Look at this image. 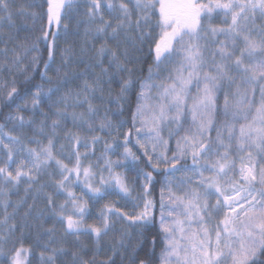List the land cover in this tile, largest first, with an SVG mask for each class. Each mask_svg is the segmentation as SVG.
I'll return each instance as SVG.
<instances>
[{"label": "snow or ice", "instance_id": "obj_1", "mask_svg": "<svg viewBox=\"0 0 264 264\" xmlns=\"http://www.w3.org/2000/svg\"><path fill=\"white\" fill-rule=\"evenodd\" d=\"M90 4L86 15L89 20L99 19L101 24L96 28V35L100 37L103 42L98 48L95 49L94 63L87 64L86 67L79 73L72 72L71 78L68 73L65 72L62 80L58 79L53 87L43 89L41 85H34L35 91L33 92V99L31 100V108L39 109L41 99H46L50 102V106L56 104H64L63 109L54 107V113L57 117L68 118L71 116L73 122L77 119L84 123H88L85 119L84 113H68L67 108L69 106L68 101L70 97L64 95L59 97L58 100L53 101L52 97L61 91L60 85H67L73 80L78 79L82 75H87L91 72L94 76V82L89 83L84 81L83 88L87 93L93 95L98 94L100 100L104 99V88L108 85L109 88L115 80L120 85V94L115 97L117 103L121 99L126 98V94L131 90L134 83L131 73L134 71L128 67L134 57L130 54L129 48L133 51H139L141 44L145 38H151L150 31H142V28L147 25L149 16L144 14L149 9L156 10L158 5V15L160 20L158 25L161 28L158 39L153 40L154 48H150V51H154V60L159 66L165 60L170 59L174 54H183L184 59L187 61V65L190 68L195 69L202 61L203 54L200 50L199 44H184V37H199L200 33L204 31L205 25L202 22L204 19H210L214 10L224 12L226 16H231V22L227 27H213L211 24L207 26V32H210L213 37L224 36L225 40L219 41V47L213 54L219 56V62L214 63L215 75L205 74L203 79L205 81L201 95L198 98H194V102L190 109L192 114L193 123L196 124V134L192 136H184L180 140H177V152L173 157L169 158L164 152L159 154V160H163L170 164L169 168L164 169L165 172L179 171L176 167L180 163L181 159H184L186 155H190L192 159V166L196 173L200 176V180L197 182L200 187L204 189L203 193L196 190L191 192L189 199H183L175 197L169 189L170 202L176 204L179 201V206L185 209V216L189 222L193 218V214L200 222H203L204 215H210L211 210H220L226 208L223 226L224 234L227 237L225 248L227 249V257L232 260V264H264V187L257 189L255 185L258 183L264 186V166L258 168L261 162H264V84L261 85L260 95L261 101L259 107H256V115L253 117V123L247 126H241L239 128V135H234L235 125L225 124L224 129L216 128V140L213 142L210 139V132L213 130V120L211 113L215 111L216 105V91L220 88L221 82L226 81L229 84H236V77L232 75L233 72L240 74V83L247 84L249 86L255 85L258 81L264 82V60L259 63L255 62V56L257 53L264 55V26L256 25L257 16L261 20H264V0H216L215 3L209 5L198 3L197 0H129L128 3L124 0H120L119 4H113L112 0H107L106 8L110 13H115L118 10V18L115 23L111 20L104 18L101 11V0H86ZM47 27L43 30V34L37 37L38 40H47L49 37V30L52 27L57 29L63 27L67 29L68 25L62 23V17L66 15L64 10L71 8L74 0H47ZM131 4V7H130ZM0 10L6 14L7 18H11V12L9 11V4L5 0H0ZM133 10L138 13L133 18ZM35 16L36 14L33 13ZM4 16H0V19H4ZM251 25V26H250ZM135 33V35H133ZM53 41L58 33H51ZM111 39L115 47L108 43ZM174 43L180 45L179 48H174ZM243 47H240V44ZM123 46V47H122ZM32 49H36V44L31 45ZM28 49L26 48L25 51ZM5 53L7 49L3 50ZM239 52V55H237ZM38 58H33V63H37ZM48 60L54 62L53 46L49 45ZM19 61V56L16 57V61ZM107 61V63H105ZM249 61V62H246ZM67 68V64L64 65ZM99 69L96 72L95 69ZM50 70L48 63L44 64V72L41 74L49 83H53L52 78L47 75ZM127 72L129 76L127 79L120 76V73ZM152 68H149L151 74ZM193 73L189 72L188 78H184L183 75H177L175 82L170 85H159L162 88V92L157 94L156 99L159 103L156 106V111L159 115L154 116L155 124L154 139L157 143L152 144L151 150L156 151L157 144H162L166 149L167 141L163 140L160 136L159 122L161 120H167L168 112L174 110L175 114L171 117V121L177 125L176 132L180 129V119L184 115L185 101L187 97V89L191 84ZM200 80L197 79V86H199ZM150 85L141 83V88L146 89ZM253 95L255 89H251ZM17 90L13 88L9 93V98ZM75 102L77 104L86 103L88 105V112L90 115H94L97 109L92 105L88 95H84L83 99H80V93L75 92ZM140 99H145V93L142 91L139 94ZM165 98L168 99L167 103H164ZM29 105L26 103L23 107L27 108ZM146 105H137L135 115H142V109ZM252 108V105H249ZM225 115H228V101L225 96L224 105ZM40 115L45 119L40 121V132L43 133V125L47 120L49 114L40 109ZM233 119H247L246 115L241 116L236 112L232 113ZM9 120H15L18 122L19 128L23 129L25 126H30L34 123V120L29 118L25 120L23 116L17 115L15 117H9ZM254 124L262 125V127H254ZM53 134L55 129L60 126V120L54 119L51 122ZM110 118L108 123L101 122L99 125L102 131L110 129ZM2 127V126H0ZM91 128V124H89ZM223 131H227V143L223 138ZM170 135L172 133L170 132ZM8 138L13 144H20L21 138L19 136L9 135ZM74 140L76 145L83 143L85 147H88V141L77 135L70 137ZM99 137H93L92 141L95 142ZM235 140V149H233L232 141ZM39 143V141H36ZM125 144L128 142L127 135H125ZM137 143H140L137 141ZM0 145L7 150V163L11 164L13 160L14 150L11 145L4 144L3 138H0ZM141 148H144V144L140 143ZM221 148L225 149L223 152L219 151ZM256 150V157L253 156L252 151ZM107 149L114 150L112 145H108ZM106 149V150H107ZM232 150L237 152H246L245 156H240V165L237 168L235 159L232 156ZM24 152L29 157L28 161L21 160L20 164L15 170V174L8 169L7 166L0 167V179L12 184H19L22 179H27L30 184H39V174L47 169L51 164H55L60 170L61 179L55 181V189L57 193H66L68 199L59 205L60 211H56V205L54 204L51 194L47 195L48 207L58 220L65 224L64 234L65 236L74 237V243L78 244L81 249H85L87 246L80 239L81 235H91L94 237L95 244L99 250V244L103 237L108 236L110 232L116 226L117 221L112 220L111 216H115L119 221H122L127 225H136L139 227L140 240L132 249V260H136L135 252L137 249H142L147 242L153 247L156 243V238L147 237L144 234V229L153 223L152 208L154 203L151 199H148V188L153 183L154 177L151 172H143L144 175V202L143 209L129 214L115 207V204H105L100 210L101 222L97 224H85L84 216L88 213V202L84 195L76 196L74 192L70 190L66 184H71V177L75 176L79 179L81 172L84 176V186L87 188L89 194L93 197L106 195V189L109 186V181L100 178L101 187H93L91 178L95 175L91 172L90 168H81L80 157L81 153L78 148H74L73 154L75 155V165L69 167L63 161L59 160L53 154V140L50 138L48 144L42 146L37 150L36 148L16 149V154ZM144 155L147 156V160L150 162L154 171H160V164L157 161H153L152 156L148 155V149L145 148ZM125 159L130 160L133 164L137 163L139 158L131 151L130 148L125 147L124 150ZM211 157H216L211 159ZM106 163L111 166L115 161L106 160ZM27 169V170H24ZM213 173L208 177L203 175L204 171ZM230 173H237L239 179H235L230 176ZM115 184L121 193L128 195L129 189L120 176L114 177ZM191 179V178H186ZM167 182V177H165ZM44 185H41L40 189H36L37 192L43 189ZM215 196V205H209L208 197ZM71 207V211L74 214H65V210ZM161 228L165 234L166 244L169 251L162 255V264H168L169 259L172 256L179 257L180 244L176 239V232L179 231L181 239H184V221L179 218H173L171 224L165 223L164 208V191L161 189ZM27 215V214H26ZM172 216V213H169ZM240 219V228L237 229L234 221ZM47 232H53V229H48ZM122 236L117 241V245L112 248V256L120 254V249L127 247L125 237L130 238V234L126 229H122ZM203 235L209 236L208 230L203 229ZM215 247L216 252L213 253L209 250L211 240L198 239L195 244H192L193 258L189 261V264H220L221 257L225 256V251L220 248L221 232H216ZM233 237L235 239H233ZM191 240V237L188 238ZM26 249H15L11 258L10 264H24L22 255L26 252ZM71 252L70 249L51 248L50 253L46 259L48 264H56L57 254L66 255ZM0 254L2 250H0ZM198 254L199 260L196 261V255ZM73 257L72 264H88L87 261H83L78 252H71ZM41 258H45V254L41 253ZM187 259V257H185ZM95 264V261H93ZM102 264H115L112 257H109L107 262ZM138 264H151L150 260L140 259Z\"/></svg>", "mask_w": 264, "mask_h": 264}, {"label": "trees", "instance_id": "obj_2", "mask_svg": "<svg viewBox=\"0 0 264 264\" xmlns=\"http://www.w3.org/2000/svg\"><path fill=\"white\" fill-rule=\"evenodd\" d=\"M115 4H119L120 0H113ZM128 3L129 0H124ZM9 11L11 18L8 19L3 10H0V138H3L4 144L13 143L8 136H19L21 138L20 144H15L14 147L36 148L48 144V140H53V154L69 167L75 165L76 159L73 154L74 148H78L74 140L70 137L77 135L84 139H92L93 137H103L109 130L102 131L99 127L101 122L108 123L110 118V129L124 124L127 127L128 144L127 148L139 158L138 162L133 164L130 160L124 159L122 151H112L109 156L110 159L116 160L119 167L117 171L122 173L126 179L127 186L132 195L144 197V175L143 172H151L154 180L149 186L148 197L154 203V215L152 225L144 229V234L147 237H155V246L145 243L142 249H137L135 252L136 260H132V249L140 240L139 227L136 225H127L118 218L115 228L108 236L103 237L99 244V250L95 244L94 237L91 235L82 234L80 239L87 246L81 249L78 244L74 243V237L65 236V224L53 215L51 209L48 207L47 195L51 194L56 211L59 212V205L68 199L66 193H57L55 189V181L60 180V170L53 163L47 169L39 174L40 183L30 184L27 179H22L19 184H12L0 179V264H10L11 258L15 249L23 248L29 251V260L27 264H48L46 259L50 253L51 248L70 249L71 252H78L83 261L88 264H102L107 262L109 257L115 261V264H138L140 259L150 260L151 264H162L161 255L166 250V243L164 240V233L159 223V211L161 204V189L165 184L164 177L166 172L164 170L154 171L144 151L137 143L136 131V113L137 105L142 103L143 99L139 98V94L145 89L141 88V83L150 85L149 88H157L160 90L157 93H152L148 101H158L157 94L162 92L159 85H170L175 82L179 70L186 72L194 71L191 84L188 86V93L184 115L180 119V131L176 132L177 125L171 121V117L175 114L174 110L168 112L169 119L163 120L161 129L164 132H169L166 135L169 138L168 147L174 148L173 145L177 144L184 136H192L196 134V124L193 123L191 107L194 98L201 95V90L205 83L204 75H215L214 63L219 62V56L213 54L220 46L219 41L225 40L224 36L213 37L210 32H207V26L211 24L213 27H227L230 23L227 19L219 14L211 15L210 19L203 18L205 25L199 37H192L188 44H199L200 50L203 54L202 61L195 69L188 67L184 55L174 54L169 59V64L157 66L154 60L153 40L158 39L161 28L158 25L160 17L158 15V5L156 10L149 9L147 13L149 20L142 31H150L151 38L146 37L141 44L139 51H133L129 48L130 54L134 57L128 62V67L134 71L131 73L134 81L132 88L127 92L126 98L121 99L119 103L116 102L115 97L120 94V85L115 80L110 88L105 85L104 99L100 100L98 94L93 95L87 93L83 84L87 80L89 83L94 82V76L91 72L87 75H82L78 79L73 80L67 85H60L61 91L57 92L52 100L56 101L59 97L68 95V113H84L85 119L88 123H84L77 119L73 122L71 116L68 118L57 117L54 113V107L63 109L64 104H56L50 106V102L46 99H41L40 108L32 109L31 105L27 108L23 107L22 101L25 97L33 94L35 91L34 85H41L43 89L53 87L54 83L64 78L65 72L68 73L69 78L72 72H81L87 64L94 63L95 49L100 46L103 40L96 35V28L100 26L99 19L89 20L86 15L90 4L86 0H76L75 7L62 17L66 19L67 29L61 27L59 29L52 27L49 30V37L47 40H38L37 37L42 36L43 30L47 27V0H9ZM131 7V4H130ZM33 13L36 15L34 16ZM138 13L133 10V18L135 19ZM223 20V21H222ZM210 21V22H209ZM225 21V22H224ZM261 21V22H260ZM256 20V25L264 26L260 19ZM115 23V22H113ZM51 33H58L53 41ZM135 35V33H133ZM36 44V49H32L31 45ZM108 43L115 47L114 42L109 39ZM53 46L54 62L48 60L49 45ZM123 47V46H122ZM243 47V44H240ZM28 49L25 51V49ZM176 48V44L174 45ZM7 49L5 53L3 50ZM239 55V52H237ZM19 56V61L16 57ZM38 58L37 63H33V58ZM255 62L259 63L264 60V55L257 53ZM249 62V61H246ZM50 65V70L47 75L52 78L53 83H49L41 74L44 72V64ZM65 63L67 68L64 67ZM107 63V61H105ZM152 68L151 74L149 68ZM99 72V69H95ZM236 77V84H229L226 81L221 82L220 88L216 91L215 111L211 113L213 120V130L210 132V139L215 142L216 128L224 129L225 124L235 125L234 135H239V128L253 123V117L256 115L255 108L259 107L261 101L260 88L264 82H257L255 85L249 86L240 83V74L233 72ZM120 76L127 79L129 73L122 72ZM188 78V76H187ZM197 79L200 80L197 86ZM15 88L16 93L12 94L9 98V93ZM255 89L253 95L251 89ZM75 92L80 93L82 100L84 95H88L92 105L97 109L94 115L88 112V105L86 103L77 104L75 102ZM225 96L228 101V115H225L224 105ZM170 98H165L164 103ZM252 105V108L249 105ZM40 109L49 114L47 120L43 125V133L40 132V121L45 118L40 115ZM236 112L238 115H246L247 119H233L232 113ZM21 115L25 120L29 118L34 120L30 126H25L23 129L19 128L18 122L9 120L11 116ZM54 119L60 120V126L53 129L51 122ZM91 124V128H89ZM258 124H254V127ZM170 132L172 135H170ZM222 134L228 135L227 131ZM40 143H37L36 141ZM226 139V143H227ZM236 141H232L233 149H235ZM13 147V150H14ZM79 150V148H78ZM125 150V149H124ZM225 150V149H224ZM81 153V151L79 150ZM233 153L237 151L232 150ZM95 153H81L80 165L81 168H90L94 166L92 161ZM13 160L14 155H13ZM84 161V163H83ZM84 164V166H82ZM7 166L10 170L14 163H7V150L0 145V167ZM15 174V172L13 173ZM43 189L39 192L36 189ZM27 214V215H26ZM65 214H74L71 207L65 210ZM48 229H53V232H47ZM122 229H126L130 234V238L125 237L127 247L120 249V254L112 256V248L117 245V241L122 236ZM71 252L66 255L57 254L56 264H72L73 257ZM41 253L45 254V258H41Z\"/></svg>", "mask_w": 264, "mask_h": 264}, {"label": "rangeland", "instance_id": "obj_3", "mask_svg": "<svg viewBox=\"0 0 264 264\" xmlns=\"http://www.w3.org/2000/svg\"><path fill=\"white\" fill-rule=\"evenodd\" d=\"M76 0H74L75 2ZM5 2H9V0H5ZM106 2L107 0H101L102 3V8L101 11L103 12L104 18L106 20H111L112 22H115L116 19L118 18V10L115 13H110L108 9L106 8ZM175 2H180V0H175ZM198 3L206 4V5H211L216 2V0H197ZM221 2H226V0H221ZM112 3L115 4L112 0ZM75 7V4L73 3L71 8H66V13L71 11ZM219 14L223 18L227 19L229 22H231V16L228 15L226 16L224 12L214 10L211 15ZM257 21H260L259 16H257ZM223 21V20H222ZM202 22H203V17H202ZM210 22V21H209ZM225 22V21H224ZM261 22V21H260ZM264 23V20H262ZM66 24V19L63 18V22ZM256 23V22H255ZM251 26V25H250ZM192 37L190 36H185L184 37V44L188 45L190 43ZM175 45V43H174ZM180 45L176 44V48H179ZM169 64V59L165 60L163 63H161V66ZM193 74H195L194 71H191ZM178 75H183L184 78H187L189 75L188 72L185 70H179ZM160 90H157V88H146L144 90L145 93V99H143L141 105H146V107H143L142 109V115H136V131H137V141L140 143L144 144L143 151H145V148L148 149V155L152 156L153 161H157L160 164V170H164L166 168L170 167L169 163H166L163 160H159V154L161 152H164L167 157L171 158L173 155L177 152V144H174V148H169L168 143H169V138H167L166 135H169V132H164L161 129V124L163 120L159 122V130H160V136L163 140L167 141V147L166 149L163 147L162 144H157L156 151L153 152L151 150L152 144L157 143L156 140L154 139L155 136V131H154V124L156 123L154 120V116H158L159 113L156 111V106L159 103V101H154V102H149L148 98L152 93H157ZM188 93V89H187ZM33 99V95H29L25 97L22 101V104H28L31 105V100ZM167 102H165L166 104ZM12 117H15L12 116ZM255 127H262V125L255 126ZM128 130L126 125L121 124L118 125L115 128L109 129L105 136L101 137L97 141L93 142L92 139H86L88 141V147H85L83 143L77 145L81 153H88L92 154L95 153L96 155L93 156V162L95 168L93 166L90 167V170L92 173L95 175L91 178V183L93 187H101L100 184V178L103 177L104 180L109 181V186L106 189L107 194L102 195V196H96L93 197L89 194L87 188L84 186V176L81 172V175L79 179H77L75 176H72L70 179L72 181L71 184H66L67 187L70 188L72 192L76 194V196H80L81 194L84 195L85 199H87L88 202V213L84 216V223L87 224H97L99 225L101 222V217H100V210L104 207L105 204H115V207L118 209H122L125 212H128L129 214H133L134 212H138L143 209V202L145 197H141L138 195H132L131 192L129 191L128 195H125L120 192L118 187L115 184V179L117 175L120 176L124 182L127 185L126 179L124 175L120 172L117 171V167H119L118 162L116 160L110 159L109 154L114 151L112 149H107L108 145H112L115 150L122 151L124 154V149L125 147H128L129 144H125V135H127ZM223 138L227 139L226 134H222ZM181 143H183V140L180 139ZM8 145H11L12 147L15 146V144L8 142ZM40 143V142H39ZM140 143H138L139 147ZM16 149H22L20 147H14V166L10 169L13 173L15 172L17 166L20 164L21 160L28 161L29 157L27 156L26 153L21 152L19 154H16ZM107 149V150H106ZM252 151L253 156L256 157V150L249 149ZM219 151L223 152L224 149L221 148ZM246 152H232V156L235 159L237 168L240 165V156H245ZM147 157V156H146ZM216 157H211V159H215ZM125 159V157H124ZM106 160H111L115 161L117 163L112 164L109 166L106 163ZM84 163V161H83ZM84 166V164H82ZM264 166V162H261V164L258 165V168ZM176 167L179 169V171L175 172H166L165 177H167V182L165 180V184L163 186V191H164V208L163 212L165 214V223L166 224H171L173 218H179L180 220L184 221V239H181V234L179 231L176 232V239L179 241L180 244V253L179 257L172 256L168 264H189V261L192 260L193 258V252H192V244H195L198 239L200 240H211L210 248L209 250L213 253L216 252V247H215V241H216V232L220 231L221 232V243H220V248L225 251V256L221 257V262L220 264H232V260L227 257V249L225 248V244L227 242V237L224 234V226H223V220L225 213L227 212L226 208H222L220 210H211L210 215H204L203 222H200L197 220L195 215L193 214V218L191 222H189L185 216V209L181 206H179V201H177L176 204H173L170 202L169 196V189L171 190V193L175 195V197H180L183 199H189L191 192L193 190H196L200 193L204 192V189L199 186L197 183L200 180V176L196 173L195 169L192 166V159L190 155H186L184 159L180 160V163L176 165ZM89 168V167H88ZM27 170V169H24ZM203 175L205 177H208L210 175H213V173H210L208 171H204ZM230 176H233L235 179H239V176L237 173H230ZM186 178H191V179H186ZM128 187V186H127ZM255 187L257 189H260L261 186L260 184H256ZM150 199L149 197H147ZM209 205H215L216 202V197L215 196H210L207 198ZM154 207L152 208V214L154 215ZM169 213H172V216H169ZM161 208L159 211V223H160V218H161ZM117 217L111 216L112 220H115ZM243 217L237 218L234 223L237 229L240 228V219ZM154 220V218H153ZM161 227V223L159 224ZM207 229L209 236L205 237L203 235V229ZM162 229V228H161ZM191 237V240L188 238ZM233 239H235L233 237ZM164 240L166 243L165 239V234H164ZM169 251V248L167 247L166 244V250L164 253ZM163 253V254H164ZM162 254V255H163ZM161 255V259H162ZM187 257V259H185ZM22 259L24 260V264L28 263L29 260V251L27 250L23 255ZM199 260L198 254L196 255V261ZM162 263V262H161Z\"/></svg>", "mask_w": 264, "mask_h": 264}]
</instances>
